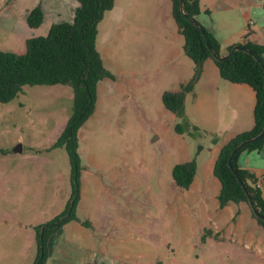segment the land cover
<instances>
[{"label":"rangeland","instance_id":"obj_1","mask_svg":"<svg viewBox=\"0 0 264 264\" xmlns=\"http://www.w3.org/2000/svg\"><path fill=\"white\" fill-rule=\"evenodd\" d=\"M66 1L0 0L6 6L0 11L37 3L45 7L47 25ZM148 1L113 0L98 22L96 47L114 77L98 81L94 110L79 127L76 218L48 235L44 264H260L239 237L218 228L211 203L187 196L172 177L180 160L178 133L194 156L199 142L206 146V130L192 114L184 119L163 108L162 92L177 84L167 52L176 40L167 22L158 30L149 21ZM18 38L0 26L3 46H17ZM205 94L197 109L202 105L209 127L208 89ZM73 97L72 86L58 82L24 84L14 98L0 101V264H33L37 228L65 206L71 166L65 145L56 141Z\"/></svg>","mask_w":264,"mask_h":264},{"label":"trees","instance_id":"obj_2","mask_svg":"<svg viewBox=\"0 0 264 264\" xmlns=\"http://www.w3.org/2000/svg\"><path fill=\"white\" fill-rule=\"evenodd\" d=\"M112 5L113 0H78L71 21L53 22L46 34L27 37L23 52L0 49V101L6 102L14 98L24 84L69 83L74 91L69 120L56 141L57 144H64L68 152L71 190L59 214L37 228L38 254L33 264H44L45 241L48 235L66 221L76 218L75 206L80 195L81 164L77 152L78 130L94 110L98 81L105 76L114 77L113 73L103 65L96 47L98 22L105 10ZM183 9L184 11L181 9V0H171V12L183 37V50L195 64L193 78L201 72L204 61L212 58L222 77L232 82H247L255 90L252 127L236 133L225 141L214 161L213 173L220 181L218 204L223 207L229 202L245 201L251 207L250 197L264 215V196L259 185V177L251 169L242 167L237 162L238 154L242 150L260 149L264 143V135L246 142L232 158V164L244 180L248 194L228 164L231 150L241 141L258 133L264 125V44L247 40L245 46L250 51L234 49L227 57L220 59L213 55L207 45L208 42L216 53L221 54L218 39L196 19V15L201 11L199 0H183ZM43 16L42 8L36 5L28 10L26 21L29 26L36 27L42 22ZM190 18L197 20L205 33L202 32L200 25ZM231 47H228V51ZM253 53L261 61L256 59ZM190 86V82L182 83L179 90L163 91L161 98L164 105L180 115L184 92ZM176 126L178 131H182L180 123ZM199 148L201 145L198 146ZM196 166L195 155L188 160L175 163L172 167L175 183L188 187L192 182ZM251 211L257 221L264 225V218L257 216L252 207ZM238 213L237 208L234 217Z\"/></svg>","mask_w":264,"mask_h":264},{"label":"crops","instance_id":"obj_3","mask_svg":"<svg viewBox=\"0 0 264 264\" xmlns=\"http://www.w3.org/2000/svg\"><path fill=\"white\" fill-rule=\"evenodd\" d=\"M146 3L153 8L149 21L153 20L158 30L167 22L169 34L176 40V42L167 43V52L173 59L172 64L177 75L174 81L177 84L170 90H179L182 83H187L191 79L190 88L184 92L179 116L186 119L192 114L195 123L206 130V146L199 142L201 148L194 151L197 166L192 182L185 187L187 196L201 201L205 207L211 203L215 218L221 222L218 228L239 237L240 242H243V246L248 249L247 252L252 261L264 264V225L257 221L250 205L245 201L229 202L220 207L217 198L220 182L213 175L214 161L221 145L236 133L250 129L253 125L255 90L247 82H232L222 77L212 58L204 61L201 72L193 78L195 64L183 50V37L171 12V0H165L163 3L158 0H149ZM199 3L201 11L196 15V19L218 39L221 53H226L228 47L238 43L245 33H247V40L264 44V0H199ZM36 5L40 4L19 3L13 6L15 13L7 14L4 10V12L0 11V26L6 27L9 31L12 30L19 37L17 46L9 48L3 46L0 41V49L23 52L27 37L43 34L53 22L71 21L78 0H68L63 3V12L60 7H57L56 15L47 25H44L45 7L40 5L44 13L43 20L40 25L31 27L26 21V14ZM5 8L3 4L0 5L1 10ZM140 21L145 20L141 18ZM149 32H152L151 29ZM156 38L159 39L158 36ZM144 47L149 52V46ZM206 89L210 94L208 109L210 120L214 121L209 127L202 122L205 117L202 105L197 109L198 104L204 103ZM163 108L167 107L164 105ZM173 114L176 113L172 111L171 115ZM178 144H180L176 150L177 155L180 156L178 162L190 159L193 154L190 155L186 137L181 132L178 133ZM237 162L240 166L251 169L259 177V185L264 196V143L260 149L242 150L238 154ZM237 208L239 213L234 217ZM219 231L216 232L219 233Z\"/></svg>","mask_w":264,"mask_h":264},{"label":"water","instance_id":"obj_4","mask_svg":"<svg viewBox=\"0 0 264 264\" xmlns=\"http://www.w3.org/2000/svg\"><path fill=\"white\" fill-rule=\"evenodd\" d=\"M181 9H182V11H184V9H183V0H181ZM190 19H191L194 23L200 25V23H198L197 20H195V19H193V18H190ZM200 27H201L202 32L205 33L204 28H203L201 25H200ZM246 41H247V33H245L244 36L242 37V39H241L238 43H235V44L231 47V49H230L229 51H227L226 53H221V54L216 53L215 50H214L213 48L210 47V45L208 44V42H207V45L209 46V48H210L211 52L213 53V55H215L216 57H218V58H220V59H223V58L227 57V56H228V55H229L234 49H238V48H240V49H245V50L250 51V49H248V48L245 46ZM253 55H254V57H255L256 59H258L259 61H261L260 58H259L255 53H253ZM263 67H264V64H263ZM263 135H264V125H263L262 129H261L258 133L254 134V135L248 137L247 139H245L244 141H241L240 143H238V144H237V145L231 150V153H230V155H229V157H228V164H229V166H230L231 169L234 171V173H235L237 179L239 180V182L241 183V185L243 186V188L245 189V191H246L247 194H248V190H247V188H246V184H245L244 180L241 178V176H240V174L238 173V171L236 170L235 166L232 164V158H233L234 154L236 153V151H237L239 148H241L246 142H249V141H252V140H256V139H259V138L262 137ZM249 201H250V204H251V207H252L254 213H255L257 216H261V217L264 218V215H262V214L260 213V211H259L258 208L255 206V204L252 202V200H251L250 197H249Z\"/></svg>","mask_w":264,"mask_h":264}]
</instances>
